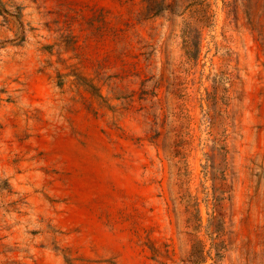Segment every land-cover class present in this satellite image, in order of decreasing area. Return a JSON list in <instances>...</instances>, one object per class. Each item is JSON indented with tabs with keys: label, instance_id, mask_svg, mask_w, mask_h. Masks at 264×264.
Segmentation results:
<instances>
[{
	"label": "rangeland",
	"instance_id": "374dc122",
	"mask_svg": "<svg viewBox=\"0 0 264 264\" xmlns=\"http://www.w3.org/2000/svg\"><path fill=\"white\" fill-rule=\"evenodd\" d=\"M155 7L0 0V264H264V0Z\"/></svg>",
	"mask_w": 264,
	"mask_h": 264
},
{
	"label": "trees",
	"instance_id": "16d2710c",
	"mask_svg": "<svg viewBox=\"0 0 264 264\" xmlns=\"http://www.w3.org/2000/svg\"><path fill=\"white\" fill-rule=\"evenodd\" d=\"M148 3L151 2L153 4V6H156L154 9V13L158 12L160 9H162V6L164 4V0H147Z\"/></svg>",
	"mask_w": 264,
	"mask_h": 264
}]
</instances>
